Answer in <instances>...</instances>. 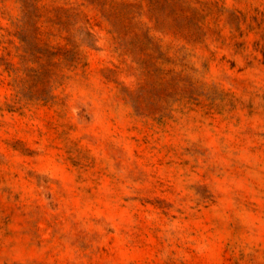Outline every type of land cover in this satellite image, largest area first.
<instances>
[{
  "label": "rangeland",
  "instance_id": "374dc122",
  "mask_svg": "<svg viewBox=\"0 0 264 264\" xmlns=\"http://www.w3.org/2000/svg\"><path fill=\"white\" fill-rule=\"evenodd\" d=\"M0 264H264V0H0Z\"/></svg>",
  "mask_w": 264,
  "mask_h": 264
}]
</instances>
